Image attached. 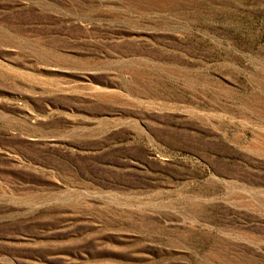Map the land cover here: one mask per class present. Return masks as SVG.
Returning <instances> with one entry per match:
<instances>
[{
    "label": "rangeland",
    "instance_id": "374dc122",
    "mask_svg": "<svg viewBox=\"0 0 264 264\" xmlns=\"http://www.w3.org/2000/svg\"><path fill=\"white\" fill-rule=\"evenodd\" d=\"M0 264H264V0H0Z\"/></svg>",
    "mask_w": 264,
    "mask_h": 264
}]
</instances>
